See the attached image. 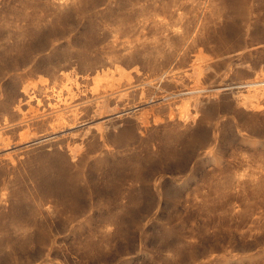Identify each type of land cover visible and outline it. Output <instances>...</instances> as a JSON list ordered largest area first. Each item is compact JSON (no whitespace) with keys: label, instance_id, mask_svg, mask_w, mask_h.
Listing matches in <instances>:
<instances>
[{"label":"rangeland","instance_id":"374dc122","mask_svg":"<svg viewBox=\"0 0 264 264\" xmlns=\"http://www.w3.org/2000/svg\"><path fill=\"white\" fill-rule=\"evenodd\" d=\"M0 25V264H264V0H0Z\"/></svg>","mask_w":264,"mask_h":264},{"label":"bare ground","instance_id":"6f19581e","mask_svg":"<svg viewBox=\"0 0 264 264\" xmlns=\"http://www.w3.org/2000/svg\"><path fill=\"white\" fill-rule=\"evenodd\" d=\"M6 18V17H5ZM7 20V19H6ZM28 20V19H27ZM24 21V20H23ZM14 23V22H13ZM16 23H18V21L16 22ZM21 24V23H20ZM24 24V23H23ZM3 25V24H2ZM17 25V24H16ZM29 25V24H28ZM0 27H1V25H0ZM13 27V26H12ZM2 28V27H1ZM0 28V29H1ZM22 29V28H21ZM27 29V28H26ZM15 30V29H14ZM8 32H10L9 30H8ZM0 33H2V32H0ZM4 33V32H3ZM19 33V32H18ZM15 34V33H14ZM1 35V34H0ZM4 35V34H3ZM13 36V35H12ZM1 37H4V36H2L1 35ZM6 37V36H5ZM10 39H11V37H10ZM12 39H13V37H12ZM16 40V39H15ZM14 41V40H13ZM15 42V41H14ZM16 47V46H15ZM15 47H12V48H15ZM260 83L261 82H264V80L263 81H259ZM258 82V83H259ZM243 89H241V90H239V92L240 93H243V92H248V93H250L251 92V90L250 89H244V87H242ZM79 90V89H78ZM261 91H262V93L264 94V88H261ZM234 92V91H233ZM232 92V93H233ZM238 92H234L233 94H237ZM238 98V100H239V97H237ZM205 101V100H204ZM41 102H43V101H39L38 102V106L41 104ZM203 102V101H202ZM204 103V102H203ZM28 106H29V108L31 107V108H33L34 107V99L33 98H30L28 101H27V103H26ZM36 106V105H35ZM37 108V107H36ZM189 118V117H188ZM194 118V117H193ZM195 120V119H194ZM186 121V120H185ZM206 131V130H205ZM207 132V131H206ZM205 134V133H204ZM103 135V134H102ZM206 135V134H205ZM209 135V134H208ZM125 136V135H124ZM210 136V135H209ZM212 137V136H211ZM196 138V137H195ZM199 138V137H198ZM214 138V137H213ZM192 139V138H191ZM206 139H208V138H206ZM127 140V139H126ZM193 140V139H192ZM205 140V139H204ZM209 140V139H208ZM129 141V140H128ZM196 141H197V139H196ZM203 142V141H202ZM191 143V142H190ZM196 144H197V142H196ZM190 145V144H189ZM201 145V144H200ZM123 146V145H122ZM194 146V145H193ZM192 147V146H191ZM195 148V147H194ZM193 148V149H194ZM174 154V153H173ZM169 156V155H168ZM120 165V164H119ZM123 166V165H122ZM118 167V166H117ZM119 168V167H118ZM121 168V167H120ZM136 169V168H135ZM138 169V168H137ZM136 171V170H135ZM139 171H142V170H139ZM138 173V172H137ZM124 174H125V172H124ZM139 174V173H138ZM142 174V173H141ZM140 174V175H141ZM143 174H145V173H143ZM130 175H131V173H130ZM122 176V175H121ZM127 176V175H126ZM134 176V175H133ZM137 176V175H136ZM139 176V175H138ZM143 176V175H142ZM125 176H123V178H124ZM135 177V176H134ZM141 178V177H140ZM66 182V181H65ZM68 182V181H67ZM74 182V181H73ZM69 184V183H68ZM76 185H77V183H76ZM75 185V186H76ZM68 187H69V185H68ZM74 187V186H73ZM71 188V187H70ZM76 188V187H75ZM77 189V188H76ZM75 189V190H76ZM54 191V190H53ZM69 191H71V190H69ZM69 191H68V193H69ZM73 191V190H72ZM77 191H79V190H77ZM70 194H71V192H70ZM73 195V194H72ZM71 195V196H72ZM67 196V195H66ZM77 198V197H76ZM73 200V199H72ZM75 202V201H74ZM80 204H81V202H79ZM65 204V203H64ZM79 204V205H80ZM67 205V204H66ZM71 205H73L72 203H71ZM79 205H78V207H79ZM76 206V205H75ZM77 207V208H78ZM72 208V207H71Z\"/></svg>","mask_w":264,"mask_h":264}]
</instances>
